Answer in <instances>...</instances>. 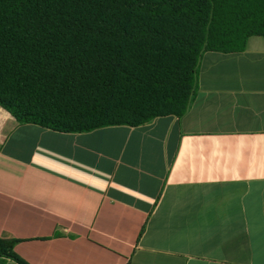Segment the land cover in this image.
<instances>
[{"label": "crops", "instance_id": "crops-1", "mask_svg": "<svg viewBox=\"0 0 264 264\" xmlns=\"http://www.w3.org/2000/svg\"><path fill=\"white\" fill-rule=\"evenodd\" d=\"M0 237L27 264H264V35L204 51L182 116L63 131L0 105Z\"/></svg>", "mask_w": 264, "mask_h": 264}, {"label": "trees", "instance_id": "trees-1", "mask_svg": "<svg viewBox=\"0 0 264 264\" xmlns=\"http://www.w3.org/2000/svg\"><path fill=\"white\" fill-rule=\"evenodd\" d=\"M264 35V0H0V105L63 131L182 116L204 51ZM0 237V260L27 264Z\"/></svg>", "mask_w": 264, "mask_h": 264}, {"label": "rangeland", "instance_id": "rangeland-1", "mask_svg": "<svg viewBox=\"0 0 264 264\" xmlns=\"http://www.w3.org/2000/svg\"><path fill=\"white\" fill-rule=\"evenodd\" d=\"M0 264H3L2 260H0Z\"/></svg>", "mask_w": 264, "mask_h": 264}]
</instances>
